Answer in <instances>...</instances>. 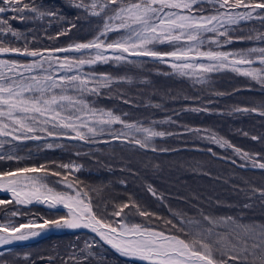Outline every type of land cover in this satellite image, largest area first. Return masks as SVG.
<instances>
[{
    "label": "snow or ice",
    "instance_id": "snow-or-ice-1",
    "mask_svg": "<svg viewBox=\"0 0 264 264\" xmlns=\"http://www.w3.org/2000/svg\"><path fill=\"white\" fill-rule=\"evenodd\" d=\"M69 2L82 10L90 22L95 18V34L85 41L40 48L31 46L38 42L35 35L29 39L32 29L20 31L11 21H42L48 17L51 25L58 13L45 9L36 0H0V161L24 160L16 153L27 141H43L47 149L64 147L55 142L58 140L88 145L119 141L146 151L170 152L177 149L157 147V138L187 136L224 152L231 149L232 155L219 156L208 147L206 151L213 157L234 165L237 161L233 156L239 157L244 162L239 167L264 171V152L245 151L214 130L187 125L182 126L181 132L160 130L158 124L174 125L178 121L169 116L145 123L127 119L129 112L98 106L102 97L125 105H140L120 87L135 85L134 77L95 70L100 65L143 68L150 62L171 70L158 74L187 79L201 90L211 86L214 75L230 72L249 82L245 90L256 89L264 96V0ZM252 22H259L260 27H245ZM70 30L48 35L47 39L58 40ZM237 44L241 46L234 47ZM139 83L147 85L148 80ZM211 95L219 97L225 93L212 91ZM207 103L212 100L209 98ZM144 106L162 107L160 103H151L150 98ZM182 111L199 113L212 109L186 107ZM231 111L264 118V99L235 106ZM251 139L262 140L255 135ZM82 168L74 161H49L0 170V192L10 194L9 199H0V215L4 217V222H0V247L52 231L87 229L99 240L85 241L81 256L73 252L62 264H69V260L85 264L96 255L94 249L100 242L127 258L129 264H264V222L246 221L244 214L255 200L264 208V188L252 187L250 192L240 189L248 202L237 215L218 211L237 207L220 201L215 210L206 209L198 196L184 200L187 209L165 205L170 213L167 218L131 197L126 202H113L110 212L106 204L105 215L97 213L88 186L75 175ZM147 190L164 204V194L157 193L151 185ZM33 205L46 207L50 215L32 214L25 222H17L18 217L27 215L22 209ZM190 211L194 214L190 215ZM133 216L141 217V222L132 220ZM157 221H162L164 227ZM23 259L29 260V254ZM55 261L56 257H47V264ZM0 264H9L3 260V253Z\"/></svg>",
    "mask_w": 264,
    "mask_h": 264
},
{
    "label": "trees",
    "instance_id": "trees-1",
    "mask_svg": "<svg viewBox=\"0 0 264 264\" xmlns=\"http://www.w3.org/2000/svg\"><path fill=\"white\" fill-rule=\"evenodd\" d=\"M36 2L43 4L45 9H51L58 13L51 25L48 23L51 18L48 17L42 21H11L13 27L20 31L33 30L32 33H29V39L35 35L38 42L32 44V47L65 46L73 41L88 40L95 34L93 31V26L96 23L95 18H91L90 22L85 18L86 14L75 8L69 0H36ZM61 16L64 17L63 21L59 20ZM71 25H75V27H71ZM245 27L259 28L260 25L259 22H252ZM69 28L71 30L67 36H61L58 40L47 39L48 35L54 36L57 32ZM240 46L239 44L234 45V47ZM95 70L113 75L127 74L137 81L135 85L122 84L120 87L128 94L129 98L134 100L135 104L140 105L139 107L125 105L121 101L103 97L98 101L100 107H115L117 111L129 112L130 115L127 119L143 120L145 123L151 120L161 121L170 116L178 123L174 125L158 124L157 128L175 132L183 131L182 126L184 125L207 128L214 130L219 136L228 139L232 144L245 151L264 152V118L255 114H233L231 111L235 106H246L264 99V96L256 89L245 90L249 82L242 77L230 72L216 74L212 78L211 86L201 90L200 86L193 87L191 81L187 79L158 74L168 73L171 70L165 65H153L150 62L143 68H131L128 65H100ZM145 78L148 80V84H140L139 81ZM237 89L240 91H234ZM212 91L225 93V95L212 96ZM229 93L231 95H228ZM185 96H199L201 99L185 100ZM171 97L179 98L174 100ZM149 98L151 103H160L162 107L160 109L145 107L144 105L149 103ZM209 98L212 100L211 104L207 103ZM204 106L209 107L212 111L199 113L182 111L186 107ZM175 113H180V115ZM244 132L249 135H243ZM253 135L261 137L262 140L253 141L251 139ZM104 139L109 138L104 137ZM55 142L63 144L64 147L47 149L43 141L25 142L16 153L25 159L19 163L0 161V170L9 167L39 165L49 161H74L83 166L82 170L75 175L88 186L97 213L105 215L103 209L106 204L110 212L113 202H126L131 197L142 206L167 218L170 213L169 208L165 205H170L172 209H187L189 206L184 203V200H191L193 196H198L204 207L209 210L216 209L217 201L237 206L233 209L218 210L237 215L240 212V207L248 202L245 193L240 189L250 192L252 187L264 188V171L253 169L250 166L239 167L241 163H244L239 157L233 156L237 161L235 165L230 161L213 157L207 153L208 147H212L219 156L232 155L231 149L224 152L215 145L193 140L187 136L170 137L164 140L157 138L155 141L157 147L177 149V151L170 152L146 151L119 141L94 145L68 140ZM77 152L81 155L77 156L75 154ZM84 153H90V155ZM121 181L124 183L122 184ZM148 185H151L157 193L164 194V204H161L148 192ZM0 199H9V197L0 194ZM7 207L13 208L12 205ZM2 208L3 206H0V211ZM22 211L27 215L18 217L17 222H24L32 214L50 215L49 211L41 206L23 208ZM189 214L194 213L190 211ZM244 214L246 221L264 222V208L261 207L259 200L253 201V207L244 210ZM130 218L135 222L142 220L139 216ZM0 222H4L2 215H0ZM157 224L161 228L164 227L162 221H157ZM72 239V234L67 232L60 235L51 234L32 243L13 246L11 252L3 254V260L9 258L10 261H7L11 264H20L21 261H25L24 255L29 254L30 259L25 261V264L47 263L48 256L56 257L55 264H62V260L69 257L68 251H73L77 247L81 248L82 240L80 238ZM102 247L105 250L101 253L103 259L99 261L93 259L91 260L92 264H129V261L117 258L104 245ZM95 249L97 250L98 246ZM14 252H16V256ZM69 264H74V262L69 260Z\"/></svg>",
    "mask_w": 264,
    "mask_h": 264
},
{
    "label": "rangeland",
    "instance_id": "rangeland-1",
    "mask_svg": "<svg viewBox=\"0 0 264 264\" xmlns=\"http://www.w3.org/2000/svg\"><path fill=\"white\" fill-rule=\"evenodd\" d=\"M104 139V138H103ZM149 192V191H148ZM150 193V192H149ZM0 194H4V195H6V196H8L9 198H10V194H7V193H2V192H0ZM34 206H40V205H33V206H30V207H34ZM30 207H27V208H30ZM63 211H66V210H62V212ZM26 220H24V222H25ZM77 230H79V229H77ZM80 230H84V229H80ZM64 232H67V233H70V234H72V236H73V239L72 240H77V239H79L80 238V240H82L81 241V243H82V245H81V248H76L75 250H73V251H68L67 252V255L68 256H70V254H72L73 252H75L76 253V255L77 256H81V253H80V249H83L84 248V246H85V241H93V240H95V241H98L99 240V238L98 237H95V234L94 233H91L90 231H85V232H77V233H72V231L71 230H62V231H52V232H48V233H46L45 235H43V236H41V237H37V238H33V239H30V240H28V241H24V242H18V243H16V244H14V246L15 245H19V244H28V243H32V242H35V241H38V240H40V239H42V238H45V237H47L48 235H51V234H57V235H60V234H62V233H64ZM80 234H83V235H80ZM75 235V236H74ZM102 245H103V243L102 242H100V245L98 246V249L96 250V249H94V252L96 253V255L94 256V257H89L88 258V261H85V264H89V261L91 262V260H93V259H96L97 261H99L100 260V257H101V253H103L105 250L103 249V247H102ZM11 246H13V245H10V246H7L8 248L9 247H11ZM106 248H108L109 250H111L113 253H114V255L117 257V258H120V259H122V260H125V261H128V259L127 258H125V257H121L118 253H116L115 252V250H113V249H111L109 246H107V245H104ZM7 247H0V253H8V252H4V251H7V250H5L4 248H7ZM17 252V251H16ZM16 252H14V255L16 256L17 254H16ZM8 256V255H7ZM49 257V256H48ZM81 258H83V257H81ZM91 258V259H90ZM67 258H65V260H66ZM6 260H8V261H10V259L9 258H6ZM25 262V261H24ZM24 262H20V264H25ZM9 264H11V262H9ZM30 264H33V263H30ZM40 264H47V263H40ZM92 264V263H91Z\"/></svg>",
    "mask_w": 264,
    "mask_h": 264
},
{
    "label": "water",
    "instance_id": "water-1",
    "mask_svg": "<svg viewBox=\"0 0 264 264\" xmlns=\"http://www.w3.org/2000/svg\"><path fill=\"white\" fill-rule=\"evenodd\" d=\"M40 206H41V205H40ZM42 207H44V206H42ZM45 208H46V207H45ZM71 231H72V232H75V231H82V232H85V231H86V232H87V231H89V230H87V229L80 230V229H79V230H71Z\"/></svg>",
    "mask_w": 264,
    "mask_h": 264
}]
</instances>
